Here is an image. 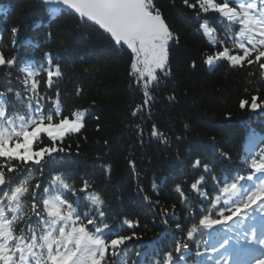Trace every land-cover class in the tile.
Segmentation results:
<instances>
[{"label": "snow or ice", "instance_id": "snow-or-ice-1", "mask_svg": "<svg viewBox=\"0 0 264 264\" xmlns=\"http://www.w3.org/2000/svg\"><path fill=\"white\" fill-rule=\"evenodd\" d=\"M40 2L51 19L70 15L93 28L114 52L127 56L129 87L142 93L131 115L142 121L136 128L143 144L153 93L173 75L172 54L180 42L162 7L164 0ZM182 5L204 38L203 51L190 67L214 70L223 64L240 71L249 87L238 108L264 111V0H182ZM8 12L0 7V14ZM8 32V51L0 34V264H264V136L250 134L238 161L232 152L221 151L219 173L207 157L192 159L191 183L173 189L187 215L177 216L175 204L169 210L156 200L164 228L147 243V251L131 259L129 242L144 237L136 231L139 219L117 216L95 178L78 176L71 168L69 141L77 140L78 154L79 139H87L88 118L96 115L94 102L80 104L84 89L79 82L71 92L61 90L69 76L51 49L43 52L39 65L21 62L19 28ZM48 38H53L51 32ZM70 95L77 97L71 106ZM148 136L165 145L183 139L171 140L155 123ZM162 186L152 183L154 192ZM144 198L149 200L147 194ZM171 223L179 236L163 251L160 240Z\"/></svg>", "mask_w": 264, "mask_h": 264}, {"label": "trees", "instance_id": "trees-1", "mask_svg": "<svg viewBox=\"0 0 264 264\" xmlns=\"http://www.w3.org/2000/svg\"><path fill=\"white\" fill-rule=\"evenodd\" d=\"M0 7L9 9L7 15L0 14L5 50H10L12 39L8 29L17 26L21 62L35 61L39 65L43 52L51 49L69 76L60 85L61 90L71 92L79 82L84 89L80 104L93 106L94 102L96 115L88 118L84 130L87 139H79L78 154L77 140L69 141L73 151L71 168L78 176L95 178L117 216L139 219L141 228L136 231L144 233V237L142 241L129 242L131 259L137 258V252L147 251V243L155 240L164 228L154 207L156 200L169 210L175 204L177 216L187 215L173 189L185 181L191 183L192 159L207 157L219 173L223 167L221 151L232 152L238 161L250 134L264 136V111L238 108V100L249 87L243 73L223 64L214 70H208L206 65L195 70L190 67L193 57H199L203 51L204 38L197 33L198 24L183 7L182 0H175V7L171 0L162 3L180 42L172 54L173 75L153 93L154 106L145 125L143 144L137 138L136 128L142 121L131 115L134 106L142 102V93L129 87L127 56L114 52L93 28L78 24L70 15L51 19L47 7L37 0H0ZM49 32L53 34L51 40ZM85 68L89 70L85 72ZM3 83L0 77V89ZM172 96L174 100L170 99ZM76 99L74 95L67 96L69 106ZM153 123L171 140L176 136L183 139L170 145L158 143L155 138L150 140L148 129ZM186 123L190 125L187 130ZM211 137H215V143ZM154 180L158 186L163 185L157 192L152 189ZM138 185L143 186V192L138 191ZM146 194L149 200L144 198ZM189 194L195 200V194ZM178 236L175 223H171L169 233L160 240L161 249L169 250Z\"/></svg>", "mask_w": 264, "mask_h": 264}, {"label": "water", "instance_id": "water-1", "mask_svg": "<svg viewBox=\"0 0 264 264\" xmlns=\"http://www.w3.org/2000/svg\"><path fill=\"white\" fill-rule=\"evenodd\" d=\"M37 1H40V0H37Z\"/></svg>", "mask_w": 264, "mask_h": 264}]
</instances>
